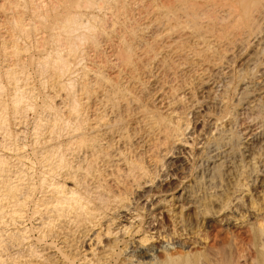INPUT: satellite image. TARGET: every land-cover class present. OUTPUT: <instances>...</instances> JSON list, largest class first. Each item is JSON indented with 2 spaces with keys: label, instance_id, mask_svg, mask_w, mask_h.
<instances>
[{
  "label": "bare ground",
  "instance_id": "obj_1",
  "mask_svg": "<svg viewBox=\"0 0 264 264\" xmlns=\"http://www.w3.org/2000/svg\"><path fill=\"white\" fill-rule=\"evenodd\" d=\"M2 1L51 94L0 68L9 114L46 121L41 174L0 158V264L24 245L54 264H264V0Z\"/></svg>",
  "mask_w": 264,
  "mask_h": 264
},
{
  "label": "rangeland",
  "instance_id": "obj_2",
  "mask_svg": "<svg viewBox=\"0 0 264 264\" xmlns=\"http://www.w3.org/2000/svg\"><path fill=\"white\" fill-rule=\"evenodd\" d=\"M1 2H0V5H1V3L3 2L2 0H0ZM5 3V7H2V5ZM7 3H11V2H3L2 3V5L0 6V29H2V30H0V68L1 67H4V65H6V63H7V65H9V66H11L13 63H19L18 65L15 63L14 64V66H13V68H16V69H14V70H16L15 72H16V74L17 73H19L20 72V74H18V76H21V77H19L18 78V80H17V85H19V84H21V83H24V81L25 82H27V83H29V84H27L29 87H31L29 90H30V92H28L26 95H25V97L26 98H28V97H31V96H39V95H42V94H44V95H46V94H51V91L49 92V90L50 89H48L47 87H43V82H45V79H47L46 77H47V75L46 74H48V72L47 71H45L44 69H43V67L42 66H40L39 64H37V60L35 61V59H36V57L35 58H32V59H30V60H32V61H30L29 60V58L30 57H28L29 56V54H32V53H30V52H34V47L35 46H33L34 44L32 43V42H29V41H31V37H30V35H23V34H14L13 35V33H15L16 31L14 30V32H13V29L11 30V26H9V27H11V28H9V27H7L8 25L6 24V23H8L9 24V22L10 21H12V20H9L11 17H13L14 16V12L13 11H15L14 9L15 8H12V9H10V10H8L7 8H6V6H8L7 5ZM10 7V6H9ZM3 8H5V9H3ZM8 10V11H7ZM5 11V12H4ZM10 11H12L13 13L11 14V12ZM10 13V14H9ZM6 15V16H5ZM9 16V17H8ZM9 18V19H8ZM7 20H9V22L7 21ZM5 22V23H4ZM4 23V24H3ZM11 23V22H10ZM9 25H11V24H9ZM9 29V30H8ZM11 30V31H10ZM2 31V32H1ZM6 32V33H5ZM13 32V33H12ZM10 33V34H9ZM7 36V37H6ZM13 36V37H12ZM14 36H17V37H15V41L13 42L12 41V38L14 39ZM20 36H23V37H20ZM25 36V37H24ZM29 36V37H28ZM4 39H3V38ZM18 37H19V39H18ZM27 37V38H26ZM3 40H2V39ZM9 38V41L7 40V39ZM22 39V40H21ZM6 40V41H5ZM3 41V42H2ZM13 43H12V42ZM17 42V43H16ZM24 43H25V45H24ZM2 44H3V46H2ZM9 44V46L7 47L6 45H8ZM11 44V45H10ZM13 44H15V45H13ZM6 47H5V46ZM17 45V46H16ZM25 46V47H24ZM12 49L13 47L14 48H16L15 50H17V51H19V54H17L16 53V55L14 54V55H12V53H9L8 51V55H5L7 52H6V49L8 48L9 50H10V48ZM5 49V51H4V53H3V49ZM7 49V50H8ZM27 49V50H26ZM1 50H2V52H1ZM25 50V51H24ZM6 52V53H5ZM28 52V53H27ZM28 54V55H27ZM22 55V56H21ZM12 56V57H11ZM17 56H19V59H18V57ZM33 56V55H32ZM27 57H28V59H27ZM34 57V56H33ZM12 58V59H11ZM7 59V60H6ZM14 60H15V62H14ZM17 60H18V62H17ZM23 60V61H22ZM34 60V61H33ZM20 61V62H19ZM29 62H30V64H29ZM36 62V63H35ZM16 65V66H15ZM25 65V66H24ZM39 65V66H38ZM20 66V67H19ZM23 67V68H22ZM41 68V70H43V71H41L40 70V68ZM20 68V69H19ZM18 69V70H17ZM23 69V70H22ZM25 69V70H24ZM38 70V71H37ZM33 71V72H32ZM23 72V76H22V73ZM24 72H26V73H24ZM46 73V74H45ZM27 74V75H26ZM29 74V75H28ZM32 74V75H31ZM38 74V75H37ZM34 75V76H33ZM41 75V76H40ZM43 75V76H42ZM46 76V77H45ZM1 78H0V81H1V87L2 86H4V85H6V84H4V83H6L5 81V77L4 76H0ZM44 77V78H43ZM23 79V80H22ZM44 79V80H43ZM23 82H22V81ZM39 81V82H38ZM40 81H42V82H40ZM33 82V83H32ZM31 83V84H30ZM38 84V85H37ZM2 88H4V87H2ZM37 89H38V91H37ZM44 89V90H43ZM5 90H7V86H5V89L3 90H1V92H0V95H1V97L0 98H2L1 100H2V102L4 103L3 104V106H2V108H3V120H5V122H4V124H5V126L9 129H11L12 131H14V130H16V128H21V137H19V139H21V140H17V141H13V140H10V139H7V138H2V137H0V158H3L4 160H8L9 161V163H8V161L6 162V164L7 165H4V168H5V170H4V168H3V172H4V174H6L7 173V175L8 176H10V175H12V173H14V171L18 168V170H21L20 169V167H18L17 166V164L16 163H19L18 165H20L21 166V168L22 169H25V168H27V171H35L36 169L35 168H39V166L38 165H36L35 164V162H33L34 160H33V158H32V154H30V152L32 153V151H31V149H30V147H31V145H33V144H35V142H36V139H37V141H40L41 140V138L43 137V133H44V126H45V122L46 121H44L45 120V118H44V114L43 113H41L39 116H37L36 114H33V112L31 111V109L29 110V109H22L23 111H21L20 112V114L18 113V110H16L15 112L13 111V113H11V114H9L10 112V110H8V108L10 109V107H11V105H10V103H9V101H8V97L10 96V94H8V97H7V94L5 95V93H10L9 92V90H7V91H5ZM2 91H3V93H2ZM46 91V92H45ZM34 92H36L37 94H35ZM42 92V94H39V93H41ZM33 94V95H32ZM7 97H5V96ZM31 95V96H30ZM24 97V98H25ZM5 98V99H4ZM25 98V101L26 102H29V100L32 98H30V99H26ZM40 98V97H39ZM39 98H38V100H39ZM4 100V101H3ZM31 101V100H30ZM6 102V103H5ZM7 104V105H6ZM7 106V108H5ZM28 108H30V107H28ZM29 110V111H28ZM23 112V113H22ZM25 113V114H24ZM15 114V115H14ZM9 115V116H8ZM19 116V118L21 119L20 120V122L19 123H17L18 121H19V118H18V116ZM33 115V116H32ZM11 116V117H10ZM13 116V117H12ZM15 116V117H14ZM20 116H22V117H20ZM42 117V119H40ZM10 119V120H9ZM18 121H17V120ZM39 119L40 120H42V122L40 123V121H39ZM8 121H9V123H8ZM43 121H44V123H43ZM22 123V124H21ZM39 125H38V124ZM44 125H43V124ZM43 126H42V125ZM41 125V126H40ZM41 127V128H39V127ZM35 129H38V130H35ZM40 129V130H39ZM36 131H37V134H36ZM38 131H39V133H38ZM41 131H43V133H41ZM41 134V135H40ZM25 136V137H24ZM39 136H41V137H39ZM23 138V139H22ZM35 139V140H34ZM34 140V141H33ZM13 141V142H12ZM32 142H34L33 144H32ZM16 144V145H15ZM17 144H23L22 146H23V149H22V155L20 156L21 158H25V159H23L22 161H25V163L23 164L24 166L22 167V165L20 164L21 162H16L17 161V158H16V156H17V154H15L14 152L15 151H13V148H14V146H17ZM31 144V145H30ZM20 145V146H21ZM30 145V146H29ZM10 147H11V149H10ZM25 147V148H24ZM8 151H10V152H8ZM14 153V154H13ZM15 155V156H14ZM24 156V157H23ZM13 157V158H12ZM31 157V158H30ZM30 159H31V161H30ZM26 160H27V162H26ZM33 160V161H32ZM13 161V162H12ZM29 161H30V163H32V164H30L29 163ZM28 163V164H27ZM33 165V167L31 168V166L30 165ZM37 166V167H36ZM10 167V168H9ZM9 170H8V169ZM31 170H30V169ZM40 168H42V167H40ZM33 169V170H32ZM43 169V168H42ZM42 169H37V170H40V171H37V172H39L40 174L42 173ZM17 170V171H18ZM26 170V169H25ZM12 171V172H11ZM8 172H10V173H8ZM32 172H30V174H33V175H31V176H28V179L26 180V179H24L23 181H21L20 182V184H21V187L19 188L18 186H20V184L19 185H17V190H19V191H17L18 192V194L20 195V194H26V192L28 191L27 189H28V187L31 189V186L33 185V186H36V184L34 183V182H36V179H35V173L37 174V172H35V173H32ZM16 173V172H15ZM14 176V175H13ZM13 176H11V177H9L10 179H9V181L10 182H12L11 184H15L16 183V180H15V178L13 177ZM29 177H32L31 179L29 178ZM13 178H14V181H13ZM32 180V181H31ZM26 182V183H25ZM34 183V184H32V183ZM23 183H25V184H23ZM23 184V185H22ZM30 184V185H29ZM33 186H32V189H33ZM26 190H25V189ZM31 189V190H32ZM35 189L36 190H34L32 193H33V195L31 196V197H33L32 198V201L30 202V204H28L27 206H28V212L29 213H31V216H32V212L34 211L35 212V203H37L38 202V196L40 195V193L41 192H39V190H38V188H36L35 187ZM31 190H29V191H31ZM38 190V191H37ZM23 193H22V192ZM18 195V196H19ZM23 195H20V196H23ZM35 197V198H34ZM39 198H40V196H39ZM37 199V200H36ZM33 201H35V202H33ZM37 201V202H36ZM32 203L34 204V205H32ZM167 207H170V206H168L167 205ZM167 209V208H166ZM170 213V209L168 208L167 209V211L165 212V214L166 215H168ZM33 215H35V213L33 214ZM27 219L28 220H30V221H27ZM25 220V221H24ZM33 220V221H32ZM25 222V223H24ZM30 222V223H29ZM27 223V224H26ZM25 224V226H26V228H28V227H33L34 225H35V221H34V219L33 218H25V219H23V225ZM29 224H31V226H29ZM32 224H34V225H32ZM98 226V225H97ZM97 226H95V227H93V228H96ZM29 229V228H28ZM36 231V230H35ZM34 231V236L36 235H38V232L36 233ZM47 241H48V238H47ZM166 244L164 243L163 244V246H162V248L165 246ZM25 246V247H24ZM23 247L25 248V251H24V249L22 248L21 250H22V253L21 254H18V255H12V256H8V258H7V256H6V258H5V261H4V263L3 264H54L55 262H58L59 261V259L56 257V256H50V258L49 257H45V255L43 254H41V253H39L40 251H38V249H39V247L38 246H32V247H30L29 249L30 250H28V248H27V246L26 245H24ZM170 246V245H169ZM190 247H192V245H189ZM187 247H188V244H187ZM34 250H33V249ZM36 248H38V249H36ZM161 248V252L162 253H169V252H171V253H176V252H180V250H179V248L178 247H176V248H168L167 249V247L166 248H163L162 249ZM165 249V250H164ZM245 249V247L243 246V245H241V249H239L238 251L240 252L241 250H243V251H245L244 250ZM28 251V252H27ZM38 251V252H37ZM37 252V253H36ZM24 253H25V255H24ZM36 255H35V254ZM241 253V252H240ZM38 254V255H37ZM19 256V257H18ZM52 257V258H51ZM49 258V259H48ZM6 259H8V260H6ZM52 259H53V261H52ZM121 259H123V258H121ZM11 260V261H10ZM51 261V262H50ZM247 261V262H246ZM10 262V263H9ZM54 262V263H53ZM234 264H252V262L250 263V261L249 260H240V259H238L237 260V262H235ZM255 264V263H254Z\"/></svg>",
  "mask_w": 264,
  "mask_h": 264
}]
</instances>
